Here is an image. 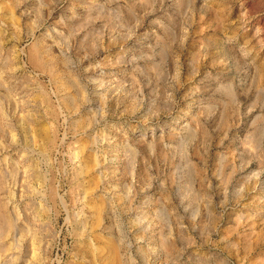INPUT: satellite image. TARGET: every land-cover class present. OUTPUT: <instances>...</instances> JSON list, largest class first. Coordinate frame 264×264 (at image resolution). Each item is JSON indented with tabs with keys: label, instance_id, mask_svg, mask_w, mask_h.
<instances>
[{
	"label": "rangeland",
	"instance_id": "374dc122",
	"mask_svg": "<svg viewBox=\"0 0 264 264\" xmlns=\"http://www.w3.org/2000/svg\"><path fill=\"white\" fill-rule=\"evenodd\" d=\"M117 263L264 264V0H0V264Z\"/></svg>",
	"mask_w": 264,
	"mask_h": 264
},
{
	"label": "bare ground",
	"instance_id": "6f19581e",
	"mask_svg": "<svg viewBox=\"0 0 264 264\" xmlns=\"http://www.w3.org/2000/svg\"><path fill=\"white\" fill-rule=\"evenodd\" d=\"M35 55V54H34ZM33 56V55H32ZM34 61V58L32 59ZM38 60V59H37ZM36 61V60H35ZM48 137V136H47ZM118 264V263H117Z\"/></svg>",
	"mask_w": 264,
	"mask_h": 264
}]
</instances>
